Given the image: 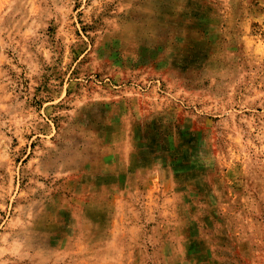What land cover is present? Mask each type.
Wrapping results in <instances>:
<instances>
[{
  "label": "rangeland",
  "instance_id": "1",
  "mask_svg": "<svg viewBox=\"0 0 264 264\" xmlns=\"http://www.w3.org/2000/svg\"><path fill=\"white\" fill-rule=\"evenodd\" d=\"M0 264H264V0H0Z\"/></svg>",
  "mask_w": 264,
  "mask_h": 264
}]
</instances>
